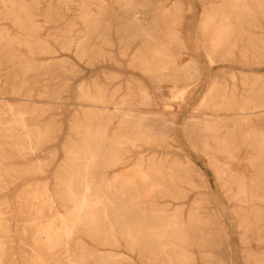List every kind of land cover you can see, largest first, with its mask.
<instances>
[{
    "label": "bare ground",
    "instance_id": "6f19581e",
    "mask_svg": "<svg viewBox=\"0 0 264 264\" xmlns=\"http://www.w3.org/2000/svg\"><path fill=\"white\" fill-rule=\"evenodd\" d=\"M200 1L199 22L185 29L189 1L163 7L153 0H0V264L17 258L24 264H232L229 223L242 261L264 264V71L255 70L264 66V0ZM69 11L76 14L64 30L40 36L39 17L56 24ZM113 18L115 29L106 22ZM113 29L122 53L132 47L126 66L157 91L159 83H172V99L190 97L187 87L207 76L181 131L206 162L217 192L189 154L170 161L143 152L131 158L141 147L176 143L183 151L172 118L166 119L171 106L142 110L154 95L137 76L125 79L120 95V88L108 94L104 85L79 86L80 109L69 119L62 157L48 172L57 152L43 149L56 140L60 124L41 121L48 108L31 102L36 96L58 103L66 82L36 91V79L76 73L67 59L55 57L59 52L84 64L102 57L92 41L110 45ZM182 55L187 59L179 63ZM199 55L217 70L205 75ZM179 83L185 86L176 88ZM14 185L20 187L13 207L6 195ZM184 185L199 191L186 209Z\"/></svg>",
    "mask_w": 264,
    "mask_h": 264
},
{
    "label": "rangeland",
    "instance_id": "374dc122",
    "mask_svg": "<svg viewBox=\"0 0 264 264\" xmlns=\"http://www.w3.org/2000/svg\"><path fill=\"white\" fill-rule=\"evenodd\" d=\"M154 2L159 1L161 2L163 7H169L170 4L173 2V0H153ZM183 2H188L191 5L192 10L190 12L185 11L184 13V21H183V28L187 29L190 28L189 25H192V29L197 25L200 19V13L202 11V2L200 0H182ZM159 6V4H152V7ZM43 6L41 5L39 13L42 12ZM187 6V4H186ZM186 8V7H185ZM76 12L69 11L66 13V17L64 20L57 22L56 24H45L43 19L41 17L38 18L39 23L42 25V30L40 31V36L42 38L49 39V34H53L59 30H64L66 27V24L72 20H74ZM106 22H109L110 25L113 26L115 29L116 26L119 25V21H117L115 18L113 19H106ZM7 26L10 27L9 24ZM79 28V26H77ZM76 28V29H77ZM264 28V23H263ZM14 30V28H11ZM112 30L109 35H107V40L110 41V45L107 44V41L97 38L92 41L94 47L103 49V56L97 58L96 60L92 62H88L87 64L78 62L74 59L72 52H59L56 54L55 57H61L62 59H67L71 64L75 66L76 73L74 74H61L58 72H54L51 74L48 78L43 79V77L47 75H40L36 79L35 87L34 89L36 91H43L44 89L48 90L54 87L55 85H58L60 81L65 80L66 86L64 92H61L59 94V100L58 103H55L54 101H50L46 98H38L36 96H33L31 104H35L37 106H43L47 107V112L42 116L41 121H47V120H55L60 124V132L57 135L56 140L49 143L47 146L44 147V152L49 150L50 148H53L57 152L56 159L53 163H51L48 172L51 173L53 169L55 168V165L57 164V161L62 157V151H61V145L64 141L66 135L69 133V119L72 116V114L80 109L77 105L79 101H77V90L79 86L83 87H91L94 83L97 85H104L106 92L108 94H111L113 90L120 88L117 95H120L125 86V79L132 77H140L143 79V82L145 85L148 86L150 92L154 95V99L152 100V103L149 107H143L142 110L149 112V113H155L157 111H160L164 107V103H168L171 106L170 112L172 114H166V119L172 118L174 124L171 126V129H174V132H176V137L178 142H180L181 149L183 151H178L174 146L175 144L171 146H165L160 148L155 147H141L140 149H137L136 151L131 153V158L136 156L138 153L143 152L144 156H149L152 153H155L157 156H166L168 159L167 161H170L174 157H180L182 158L185 154H189L192 156L195 160L196 165H198L202 171L205 173V177L208 179V181L211 183L209 185V188L215 193L217 192L218 185L215 183L213 175L210 171V169L206 166V162L201 158L199 153H194L193 150L189 147V144L186 143L184 140L183 132L181 131V125L186 121V119L190 116L191 112L193 111L192 108L197 104V101L199 100L201 94L205 91L207 88V76L202 77V79L198 80L199 83L192 84L187 87V89L192 91L191 96L188 95L185 96L182 100H174L171 98L172 93L170 90L173 88L174 85L170 82H161L159 83V91L154 88V84L151 83L148 79H146L144 76H142L139 72H134L130 68L126 66V61L128 60V57L132 53V47L123 52V44L121 42V38H119L118 35L115 34V30ZM192 33V30H191ZM190 33V35H191ZM106 38V36H105ZM51 39V38H50ZM103 41V44H102ZM135 43H132V46H134ZM125 54V55H124ZM37 60H44L46 57L43 56H37ZM187 59L186 55H182L178 62H183ZM199 59L201 60L204 69L206 72L205 75L208 74L210 70L212 72L217 70V67L209 68L206 65V60L202 55H199ZM234 69H237L235 67H232L230 65H225ZM256 71H264V66H260ZM112 75H116V78L113 79H107ZM2 84V83H1ZM0 84V85H1ZM196 85V86H195ZM182 83H179L176 85V88H182ZM6 100L9 102H12L14 104H18L17 99L14 96H5ZM111 106V104L109 105ZM114 125L112 124L111 128H113ZM43 155V152L41 153ZM44 157V156H42ZM129 164V163H128ZM128 164L124 165L127 166ZM123 166L119 167L121 169ZM116 170V169H115ZM108 175L112 173V170H109ZM52 179H49L50 184L52 183ZM20 186L14 185L10 188L8 191L6 197L9 201L12 202V206L14 207L16 203H14V193L19 189ZM184 188L187 190L186 198L183 199L180 203H184V209L188 207L191 200L196 197L198 190L190 189L189 187L184 185ZM219 200V203L222 204L225 207H228V204L226 201H224V198L221 194H216ZM1 198V196H0ZM2 199H0V202ZM163 200H160L162 202ZM174 203V202H173ZM175 204V203H174ZM13 209V208H12ZM225 218L229 219V214H225ZM20 217L15 213L13 214V220L17 222H20ZM228 234H229V244H230V250H231V261L232 264H245L241 259V252H240V245L238 244L237 235L234 232L233 225L229 223L228 226ZM14 247V246H13ZM15 252L18 250V244L15 243V248H13ZM16 264H24L21 262L19 258L15 260ZM131 264H140L136 259ZM200 264V262H198Z\"/></svg>",
    "mask_w": 264,
    "mask_h": 264
},
{
    "label": "crops",
    "instance_id": "0c3cea01",
    "mask_svg": "<svg viewBox=\"0 0 264 264\" xmlns=\"http://www.w3.org/2000/svg\"><path fill=\"white\" fill-rule=\"evenodd\" d=\"M198 166V165H197ZM200 168V167H199ZM201 169V168H200ZM202 170V169H201ZM204 173V172H203ZM205 174V173H204ZM206 181H207V184L208 186L211 185V183L208 181V179L205 177ZM241 256V255H240Z\"/></svg>",
    "mask_w": 264,
    "mask_h": 264
}]
</instances>
